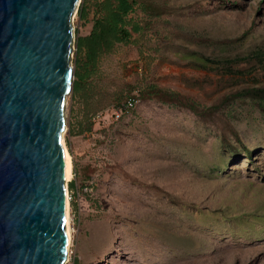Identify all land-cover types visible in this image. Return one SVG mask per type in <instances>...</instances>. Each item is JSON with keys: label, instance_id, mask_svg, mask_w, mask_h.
Returning <instances> with one entry per match:
<instances>
[{"label": "rangeland", "instance_id": "obj_1", "mask_svg": "<svg viewBox=\"0 0 264 264\" xmlns=\"http://www.w3.org/2000/svg\"><path fill=\"white\" fill-rule=\"evenodd\" d=\"M155 1L178 11L150 33L159 34L151 55L124 48L104 58L98 87L113 94L153 86L179 94L199 113L216 111L199 117L157 101L138 102L118 122L109 98L93 100L85 110L70 94L61 136L71 157V181L79 173L82 182L91 179L83 194L70 192L71 181L67 187L68 264H264V110L238 98L264 87V60L248 57L264 51V0ZM72 25L74 67L76 41L90 34L91 25L80 23L78 13ZM210 42L223 50L220 60L234 63L201 69ZM221 42L230 46L227 51ZM149 43L140 47L146 50ZM236 138L250 149L251 160ZM153 224L169 225L172 237L193 246H174L171 237L164 253L145 250L149 240L141 235L152 233Z\"/></svg>", "mask_w": 264, "mask_h": 264}, {"label": "water", "instance_id": "obj_2", "mask_svg": "<svg viewBox=\"0 0 264 264\" xmlns=\"http://www.w3.org/2000/svg\"><path fill=\"white\" fill-rule=\"evenodd\" d=\"M81 0H0V264H65L64 107Z\"/></svg>", "mask_w": 264, "mask_h": 264}, {"label": "trees", "instance_id": "obj_3", "mask_svg": "<svg viewBox=\"0 0 264 264\" xmlns=\"http://www.w3.org/2000/svg\"><path fill=\"white\" fill-rule=\"evenodd\" d=\"M177 11V7L169 8V3L160 4L155 0H82L78 11V20L85 25H91V30L88 36L78 38L76 41L73 62L74 82L71 92V100L75 103L83 104L85 110H88V107L92 106V103L94 102L93 100L98 102L104 98H109L108 104L114 106L113 110L119 108L125 109L124 107L129 104L135 109L138 102L157 101L164 106L189 110L191 113L196 114L199 117L204 115L210 116L212 112L216 111V107H210V109H204L202 113H199L193 104H190L187 99L180 97L179 94L169 93L168 91L165 92L164 90H160L153 86L146 87L143 90L142 88L138 89L137 87H129L127 91L120 90L113 94H109L105 88H99L96 83L99 66L104 58L111 56L114 53L118 54L124 48L142 49V51L139 52V55L142 57L145 53L151 55V50L153 49L151 43L158 40L159 34L157 35V32H155L156 35L152 38L150 33L156 31L155 26L158 21L163 20V18L165 19L167 16L177 14ZM153 19H155L156 22L155 20L153 21ZM142 21L144 22L142 23ZM143 41L150 42L146 50L140 47V44ZM204 41L206 43L209 42L205 39ZM224 44L226 43L221 42L222 46H226ZM208 47H210V54L201 56L205 65L200 66L201 69L207 70L206 66L207 64H210L213 66H219L224 70L226 66H230L234 63L235 60L223 61L219 59L220 56H223V50L219 48L217 44L210 42ZM215 47L218 48L220 53H215ZM227 47L230 46L227 45L224 49L226 50ZM157 49L158 48H155V50ZM255 51V54L250 51L248 57L250 59L252 57L255 58V61L261 64L264 60V51L261 49ZM199 62L201 63L200 60L197 61V63ZM134 92H137L135 93L137 95H134ZM243 94L244 96H242L241 93L238 94V98L248 99V101H251L253 104L255 103L256 106L261 108L262 111L264 110V87L249 89L243 91ZM132 107L124 110L120 119L117 121H123L125 116L132 112ZM89 114L90 116L93 115L92 120L96 116V112L94 111ZM91 127L92 123L88 125L87 131H90ZM236 140L247 160H251L253 156L250 149L245 147L238 138H236ZM75 171L78 173L76 167ZM76 177L77 181L70 183V192L76 191L79 194L83 192L82 185L88 184L91 177L83 178V182L81 181L80 173ZM78 177L80 178V183H77ZM84 179H86V181ZM79 184H81V187H79ZM153 193L159 195L158 191H153ZM174 202H176V200H174ZM175 204L177 205V203ZM243 217L244 215L239 216L236 223ZM225 222L226 221L223 220V223ZM154 226L155 224L149 227V230H151L152 233H148V236L141 235V237L149 240V245L145 250L158 251V255L159 253L162 254L165 252L163 249L165 247L164 243L168 242L172 237L173 232L169 225H166L165 227ZM162 228H164V230H162ZM172 239L174 241V246H186V248L193 246V242L190 240L184 241L185 244L183 245L179 242L180 239H178V237H172ZM144 263L150 264L149 262Z\"/></svg>", "mask_w": 264, "mask_h": 264}, {"label": "bare ground", "instance_id": "obj_4", "mask_svg": "<svg viewBox=\"0 0 264 264\" xmlns=\"http://www.w3.org/2000/svg\"><path fill=\"white\" fill-rule=\"evenodd\" d=\"M61 145L63 147V154L65 158L64 189H65V196H66V214H65V233H66V238H67L66 250H65V264H66L69 259L70 247L72 244V235H71L70 217H69V201H68V192H67L68 183L72 179V163H71V157L65 147L62 136H61Z\"/></svg>", "mask_w": 264, "mask_h": 264}, {"label": "built area", "instance_id": "obj_5", "mask_svg": "<svg viewBox=\"0 0 264 264\" xmlns=\"http://www.w3.org/2000/svg\"><path fill=\"white\" fill-rule=\"evenodd\" d=\"M137 95V94H136ZM136 104V103H135ZM132 107V105L131 104H129V105H127L126 107H124L125 109H122V108H119V109H116V110H113V116H114V118H115V120H119L120 119V117H121V115H122V112L124 111V110H126V109H129V108H131ZM133 108V107H132ZM72 179H73V177H72ZM70 183H72V181L70 182ZM69 184V183H68ZM85 190V189H84ZM72 194H73V192H71ZM71 199L68 197V201H70ZM70 254H71V252H70ZM70 256V255H69ZM72 262V261H71ZM68 263H70V259L67 261V264ZM72 264H74V262H72Z\"/></svg>", "mask_w": 264, "mask_h": 264}, {"label": "clouds", "instance_id": "obj_6", "mask_svg": "<svg viewBox=\"0 0 264 264\" xmlns=\"http://www.w3.org/2000/svg\"><path fill=\"white\" fill-rule=\"evenodd\" d=\"M67 264V263H66Z\"/></svg>", "mask_w": 264, "mask_h": 264}]
</instances>
